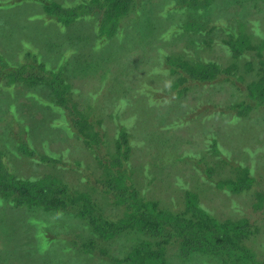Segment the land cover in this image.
Wrapping results in <instances>:
<instances>
[{
    "label": "trees",
    "instance_id": "obj_1",
    "mask_svg": "<svg viewBox=\"0 0 264 264\" xmlns=\"http://www.w3.org/2000/svg\"><path fill=\"white\" fill-rule=\"evenodd\" d=\"M22 1L0 0V12L4 15L8 10L17 9ZM30 1L38 2L43 7L48 24L54 23L62 30L80 20L94 21L96 46L106 44L107 49L115 42L126 44L134 29L126 22L133 15L138 21L158 23L150 18L151 0ZM222 8V14L216 16V10L221 11ZM161 17L167 25L157 36L160 42L156 51L158 59L156 62V59L152 62L149 60L146 65L150 67L149 73L155 80L166 77L159 74L161 71L168 72L167 75L173 78V88L183 102L187 101L184 98L193 84L216 82L214 88L219 93L221 89L217 87L226 83L232 85L240 100L229 104L227 109L222 104L213 105L216 115L229 124L234 120L251 118L264 108V0H171L165 5ZM157 26L158 29L161 25ZM28 28L26 25L25 29ZM183 37L186 38V45L181 51L169 50L177 43L176 39ZM83 39L85 37L80 38L81 41ZM45 43L48 51L59 47L57 43ZM215 46L222 48L231 60L229 66L208 56ZM69 49L70 55L77 53L75 48ZM20 55L22 61L0 52V94L14 95L17 92L16 95H20V90L26 87L31 104L28 108L37 112L40 110L37 107L39 103L52 113L49 117L42 110V118L36 120L35 115L22 113L23 110L13 103L8 106L7 114L0 116L1 120L6 115H13L25 127L22 129L17 122L21 129L17 136L14 135L12 141H6L2 145L5 147L0 146V203L5 201L14 208L39 209L53 215L65 214L79 221L87 235L79 234L72 244V250L95 257L102 264H172V256H177L174 250H177L180 258L202 256L210 264H264V243H261L264 241V215L259 220H252L248 216L222 218L218 215L219 218L204 204L200 194L190 188L184 189L183 201L164 205L161 192L149 187L152 184L142 186L137 182L145 181V177L142 173L135 174L136 163L132 157L137 151H142L139 138L146 134L135 131L133 119L136 115L122 119L127 102L115 98L108 105L100 106L99 95L107 89L103 85L106 71H103V77L97 79L100 85L92 88L95 93L87 92L95 102L94 108L87 107L85 110L77 100L80 88L68 71L70 63L67 62L66 53L62 63L52 64L32 44L25 42ZM107 58L103 57L104 60ZM79 59L76 56L73 60ZM241 61H245L244 68L239 72L238 63ZM100 65V68L104 66L103 63ZM145 86L157 97L158 87ZM14 87L18 89L10 93ZM96 107L100 110L99 114L107 113L112 108L106 114L110 116L111 124L96 116ZM58 113L67 118L69 127L66 131L69 136L77 135V141L92 149L98 158L99 168L91 171L97 176L94 187L87 184L85 189H80L67 182L63 172L69 167L71 169V162L67 161L66 154L51 150L46 145H42L45 149L41 150L35 140L38 131L36 134L27 132L29 128L33 130L32 122L35 121L45 129L48 126H61L58 124ZM25 120L29 125L24 124ZM11 125L8 123L4 127L1 137L8 132L13 133ZM110 125L115 128L112 137L108 136ZM167 129L159 127L150 141L160 143ZM210 137L213 140L209 149L202 142L201 150L192 146L191 155L202 154V161H206L208 155L213 160L226 156L229 159L226 162L232 165L240 162L238 164L241 166L235 173L223 172V176L221 174L216 179L213 178L216 168H209L206 176L212 180L210 183L229 195L239 196L253 191L252 206L255 211L264 214V175L258 179L255 175L257 166L249 165L255 152L264 150V146H257L256 150L246 147L252 150L253 157L243 163L236 158L238 150L235 152L233 147L220 145L218 135ZM219 145L220 149L217 148ZM183 148L188 150L191 146ZM19 157L45 170L35 175H21L23 171L16 162ZM216 161L217 167L222 166ZM72 166L85 172L84 180L90 179L83 168V161H75ZM204 191L201 193L204 194ZM212 193L213 190H208L205 196ZM119 238H127L128 246L119 252L116 250L114 255L113 249ZM53 242L49 239L46 245Z\"/></svg>",
    "mask_w": 264,
    "mask_h": 264
},
{
    "label": "rangeland",
    "instance_id": "obj_2",
    "mask_svg": "<svg viewBox=\"0 0 264 264\" xmlns=\"http://www.w3.org/2000/svg\"><path fill=\"white\" fill-rule=\"evenodd\" d=\"M67 1L72 3L78 0ZM170 1L151 0L150 18L158 23L138 21L134 19L133 15V18L126 22V25L134 27L126 44L115 42L114 46L107 49V46L105 48L106 44L102 47L96 46L94 21L80 20L72 27L62 30L54 23H47L44 9L38 2L23 0L18 6L19 8L12 11L7 9L8 11L4 12V15L0 12V52L10 58L12 56L19 59L18 61H22L20 52L26 42L43 53L46 61L52 64L62 63L64 61L62 57L66 53L67 62L70 63L68 71L76 80V86L80 88V97L77 100L85 110L87 107L94 108L95 102L87 92L95 93L92 88L100 85L97 79H100L103 71H106L103 85L107 89L99 95L100 106L108 105L115 98L127 102L122 119L133 114L136 115L137 117L133 119L135 131L139 134H146L140 135L139 138L142 151H137L132 157L133 162L136 163L135 174L142 173L145 177V181L140 179L144 182H137L142 186L152 184L149 187H155L154 189L161 192L164 205L183 201L184 189L190 188L200 194L204 204L214 211L217 217L248 216L252 220H259V217L261 218L264 214L262 211H255L252 206L253 191L239 196L226 194L210 183L212 180L207 178L206 170L216 168V174L213 177L215 179L221 174L223 176V172L226 174L235 173L238 167H241L238 161L246 163L253 157L252 150L249 151L246 147L256 150L257 146H264V118H260V116H264V108H261L262 110L251 118L234 120L229 124L227 120L216 115L213 105L222 104V107L227 109L229 104L240 100L232 85L226 83L224 86L217 87L221 89V93H219L214 88L216 82L214 84H193L190 86L187 96L183 97L187 100L186 104L181 100L182 97L177 90L173 88V78L167 75L168 72L161 71L159 74L166 77L155 80V77L149 73L150 67L147 68L146 65L149 60L152 62L156 59V62L158 59L156 51L160 42L157 41V36L167 25L161 17V13ZM223 11V8L221 11L217 9L215 15H221ZM26 25L29 27L28 29H25ZM157 25L161 26L157 29ZM83 37L85 40L81 41L80 38ZM185 39V37L181 40L176 39L177 43L169 50L181 51L186 45ZM46 41H50L51 44L57 43L59 47L48 51ZM70 47L76 49L75 55H70ZM76 56L80 58L78 61L73 60ZM208 56L219 60L224 66L231 64V60L219 46H215L213 52ZM103 57L107 59L104 60ZM244 62L238 63L239 72H242ZM102 63L104 66L100 68ZM93 75L96 76L95 79ZM146 84L151 85L152 88L153 86L158 87L157 97H154L152 92L146 88ZM17 89L18 87H14L10 93ZM28 91L25 87L20 90V95L19 93L16 95L17 92L14 95L7 94L8 96L0 94V116L7 114L8 106L15 103L19 110H23L22 113L28 116L35 115L36 120L42 118V110L50 117L52 111L46 109L42 104H37V107L40 108L37 112L28 108L31 107L27 97ZM147 92L148 94H145ZM111 110L112 108L107 113L99 114L100 110L96 107L95 114L111 124L110 116L106 115ZM209 112L210 115H208ZM58 115L60 116L58 124L61 126L56 128L48 126L45 129L42 124L35 121L32 122L33 130L31 131L29 128L27 132L36 134L38 131L35 140L41 150L45 149L42 148V145H46L51 150L66 154L67 161L71 162L69 165L71 169L69 167L67 171L63 172L67 182L80 189H85L87 184L94 187L97 176L91 174V171L93 172V168L98 167V158L92 149L77 141V135L69 136L66 131L69 127L67 118L61 113ZM17 122L20 123L13 115H6L0 120V146L7 143L6 141H12L15 138L14 135L17 136L16 133L21 130L17 126ZM8 123H12L11 131L13 130V133L8 132L7 135L1 137L3 129ZM24 124L29 125L26 120ZM20 125L22 129L25 128L21 123ZM63 126L64 128H62ZM159 127L169 129L163 133L160 143L150 141L153 133ZM108 128V136L112 137L115 128L113 125ZM211 135L220 136L222 139L219 141L220 145L228 148L233 147L235 152L238 150L236 152L238 161L230 156L238 163L232 165L229 161L226 162L229 160L226 156L213 160L212 156L208 155L206 161H202L204 159L202 154L201 156L191 155L192 146L199 150L202 148V142L205 144V148L209 149L213 140ZM189 145L191 148L184 150L183 147L187 148ZM220 145L217 146L218 149L221 148ZM216 160L222 166L217 167ZM75 161H83V168L88 173L89 180H84V171L74 169L72 165ZM16 162L19 163L23 171L21 175L24 176L35 175L45 170L41 166L32 165L25 158L19 157ZM249 165L257 166L255 175L260 179L264 175V150L255 152ZM208 190H213V193L205 196ZM203 191L204 194L201 193ZM79 234L87 235V232L82 229L79 221L68 218L65 214L55 213L53 215L51 212L44 213L39 209L30 211L14 208L5 201L0 203V264H102L95 257L91 258L79 254L77 250H72V244L80 236ZM49 239L54 242L51 245H46V241ZM126 246H128L127 238H119L115 244L116 249H113L114 255L116 250H124ZM173 252L177 256H172V264H210V261L202 256L184 259L179 257L177 250Z\"/></svg>",
    "mask_w": 264,
    "mask_h": 264
}]
</instances>
